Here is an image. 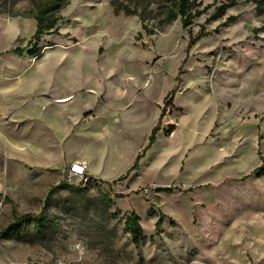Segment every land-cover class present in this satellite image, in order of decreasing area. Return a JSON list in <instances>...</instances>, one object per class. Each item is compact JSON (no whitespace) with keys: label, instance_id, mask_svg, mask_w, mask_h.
<instances>
[{"label":"rangeland","instance_id":"obj_1","mask_svg":"<svg viewBox=\"0 0 264 264\" xmlns=\"http://www.w3.org/2000/svg\"><path fill=\"white\" fill-rule=\"evenodd\" d=\"M196 2L183 29L171 0H0V264H264V0Z\"/></svg>","mask_w":264,"mask_h":264},{"label":"trees","instance_id":"obj_2","mask_svg":"<svg viewBox=\"0 0 264 264\" xmlns=\"http://www.w3.org/2000/svg\"><path fill=\"white\" fill-rule=\"evenodd\" d=\"M239 1L242 0H224L223 3H221L219 6H216L213 10V13L209 16L207 22L209 21H214L221 19L222 17L225 16V13L228 9L235 7ZM246 2H249L251 0H245ZM172 2V8L169 10L168 18L170 20H176L177 18L180 19L182 28L183 29H190V26L192 25V22L202 16L208 9L211 8V6H207L204 9L200 10L199 9V4H197L196 0H171ZM56 8V4L53 3L51 5H47L41 10L38 11L37 16L35 18L36 20V31L33 34V36L30 39V42L32 41H39L40 37L43 34H50V33H56L57 28L56 24L58 21V18L53 17V11ZM227 23L225 22L222 24V26H226ZM205 32H199L195 37L191 38L192 41L190 43H193V40H198L201 37L205 36ZM37 50L36 46L33 48V50L28 52V55L31 57H34L37 55ZM7 54H13L16 56H21L23 54V50L21 49H15L13 51L7 52ZM176 89L174 88L167 96L169 98V102H167L164 107L161 110V113L158 118V122L156 126H154L150 132V135L148 137L147 145L142 149L141 153L138 154L132 166L126 171L125 175L122 177L117 178L114 180L111 185H114L117 182L123 181L124 179L127 178L128 174L131 171L137 170L138 168V163L141 158H143L144 153L151 148V146L155 143L156 141V135L160 132V123L162 121V117L164 115V111L166 110V107H174L172 106V98L173 95L175 94ZM174 130V126H170L169 130L166 133H171ZM253 174H255L257 177H262L264 176V166L259 167L253 171ZM248 177V176H246ZM91 178L88 177V180ZM63 187L69 188V189H74L77 190L79 189V186L75 187L73 185H68L64 184ZM56 187L51 189L49 192L51 193ZM159 191H164V192H170V188H161ZM18 221V220H17ZM161 221H158L156 223V227L160 226ZM124 229L125 232H127L130 237H131V242L135 246V248H139L140 245L143 243L145 240L142 228L140 226V219L135 213H131L130 216H128L125 219L124 222Z\"/></svg>","mask_w":264,"mask_h":264},{"label":"crops","instance_id":"obj_3","mask_svg":"<svg viewBox=\"0 0 264 264\" xmlns=\"http://www.w3.org/2000/svg\"><path fill=\"white\" fill-rule=\"evenodd\" d=\"M65 163L68 166H70L71 164L81 165V166H83L85 168V171H86L87 174L92 175L94 177L97 175L95 173L94 165H93V163L91 162V159L88 156L81 155V154H76V155L72 156L71 158H69ZM97 177L100 178L98 175H97ZM100 180L108 181L110 179L100 178Z\"/></svg>","mask_w":264,"mask_h":264},{"label":"built area","instance_id":"obj_4","mask_svg":"<svg viewBox=\"0 0 264 264\" xmlns=\"http://www.w3.org/2000/svg\"><path fill=\"white\" fill-rule=\"evenodd\" d=\"M69 172L72 176L80 177L83 180V183H86L88 176L85 173L84 167L81 165L71 164L69 167Z\"/></svg>","mask_w":264,"mask_h":264}]
</instances>
